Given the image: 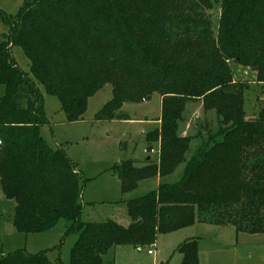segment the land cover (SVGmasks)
I'll list each match as a JSON object with an SVG mask.
<instances>
[{"label": "trees", "instance_id": "trees-1", "mask_svg": "<svg viewBox=\"0 0 264 264\" xmlns=\"http://www.w3.org/2000/svg\"><path fill=\"white\" fill-rule=\"evenodd\" d=\"M219 3L215 33L205 15L211 0H23L14 16L0 9L8 27L0 34V189L14 202L17 233L49 232L65 220L62 238L77 236L69 264H103L115 246H150L158 234L195 223L264 234V102L245 117L247 84L233 79L229 65L249 68L264 83V0ZM13 46L28 58L33 79L12 58ZM38 84L59 100L70 124L82 120L88 99L106 84L112 97L96 122L127 120L123 104L160 96L159 124L144 134L147 148L159 142L158 160L110 168L122 194L160 179L155 190L126 202L128 226L80 220L88 179L40 135L48 121ZM192 102L213 111L218 128L187 159L195 136H181L179 126ZM181 164L178 181L163 180ZM198 248V238L179 243L180 264H198ZM0 264L63 263L22 248L0 253Z\"/></svg>", "mask_w": 264, "mask_h": 264}, {"label": "rangeland", "instance_id": "rangeland-1", "mask_svg": "<svg viewBox=\"0 0 264 264\" xmlns=\"http://www.w3.org/2000/svg\"><path fill=\"white\" fill-rule=\"evenodd\" d=\"M212 7L205 11L211 20L214 33L220 16V0H211ZM23 0H0V9L8 16L17 14ZM8 27L0 17V34H7ZM11 56L18 66L33 79L29 70V60L20 47L10 49ZM234 80L245 82L246 89L255 82V73L249 68L229 63ZM264 83H257L262 88ZM43 95L44 112L48 123L40 127V135L53 149L61 148L71 159L75 169L84 179H88L82 190V211L80 220L83 222H102L112 220L120 225L129 224L126 202L141 197L155 190L159 180L150 178L141 181L131 192L122 194L120 183L112 166L121 161L132 159L138 163L151 157L158 160L159 142H151L150 147L145 142L144 134L154 128V121L160 115L161 100L156 93L150 100L132 104L125 103L121 111L127 120L96 122L94 115L112 97L110 84L104 85L88 99L87 108L82 120L76 123H66L65 114L59 100L48 95L41 85H37ZM6 86L0 84V97L4 96ZM261 96L252 91L244 93L245 117H253L254 105L259 109L263 103ZM199 102L187 103L180 122L179 133L195 136L187 159L198 148L208 145L210 138L217 132L218 124L213 111H198ZM153 149L154 153H146ZM181 164L163 180L175 183L183 173ZM129 197V198H127ZM14 202L4 197L0 189V253L7 254L17 249H25L34 254L46 251L48 260L54 263L60 258L63 264H69L70 250L76 240L71 234L62 238L66 221L61 220L56 228L44 233H17L12 224ZM125 227V226H124ZM182 231L181 237L174 240V234H158L155 243L136 249L137 264H173L178 258L176 247L186 238L199 239L198 264H264V234H236L233 226H218L195 223ZM59 246V247H57ZM156 253V261L147 255V251ZM112 248L108 254L112 255ZM127 256H123V264ZM119 264V262H118Z\"/></svg>", "mask_w": 264, "mask_h": 264}, {"label": "crops", "instance_id": "crops-1", "mask_svg": "<svg viewBox=\"0 0 264 264\" xmlns=\"http://www.w3.org/2000/svg\"><path fill=\"white\" fill-rule=\"evenodd\" d=\"M253 90V92L255 93V95H257V96H259V94H260V90H259V87L257 86V83H254V82H252L251 84H250V88H248V89H246L245 91H244V93L246 92V91H252ZM200 103V102H199ZM201 104V103H200ZM200 110H202V105L200 106H198V108H196L195 109V113H194V115L195 114H197L198 113V111H200ZM254 113H253V115L252 116H255V114L257 113V111H258V109H257V107L254 105ZM158 118V117H157ZM156 118V119H157ZM247 118V117H246ZM248 118H252V117H248ZM154 128L156 127V126H158V124H159V121H157V120H155L154 122ZM181 136H187L188 134L187 133H185V132H183V133H181L180 134ZM153 178H155V177H153ZM158 180H160L158 177H156ZM127 198H129V197H127ZM126 211H127V208H126ZM129 217V216H128ZM129 223L131 222V219H130V217H129ZM118 223V222H117ZM128 223V224H129ZM119 224V223H118ZM123 226H125L126 227V225H123ZM188 227H185V228H182V229H180V230H177V231H174V232H171L170 234H174V236H172V237H174L173 239L174 240H176L177 238H179V237H181V234L180 233H182V231H186L185 229H187ZM62 237V236H61ZM189 238V237H188ZM188 238H186V239H188ZM76 239H77V236H76ZM76 241V240H75ZM75 243V242H74ZM179 243H181V242H179ZM179 243H175V244H179ZM114 252H113V254L112 255H110V254H106L104 257H103V264H118V262H119V264H123V256L124 255H126L127 256V261L125 262V264H137V261H134L135 260V258H136V249L137 248H134V247H132V246H115L114 248ZM176 249V248H175ZM198 253H199V250H198ZM147 255L149 256V257H152V260H153V262H155L156 261V258H157V255H156V253L155 252H153L152 251V253L151 254H148V251H147ZM181 255L178 253V258H175V260H174V262H173V264H180V262H181ZM161 264H163L162 262H161Z\"/></svg>", "mask_w": 264, "mask_h": 264}, {"label": "built area", "instance_id": "built-area-1", "mask_svg": "<svg viewBox=\"0 0 264 264\" xmlns=\"http://www.w3.org/2000/svg\"><path fill=\"white\" fill-rule=\"evenodd\" d=\"M260 96H261V99L264 100V85L262 86V88L260 90ZM146 153H148V154L154 153V150L153 149H150V150L146 149ZM151 253H152V250H148V254H151Z\"/></svg>", "mask_w": 264, "mask_h": 264}]
</instances>
